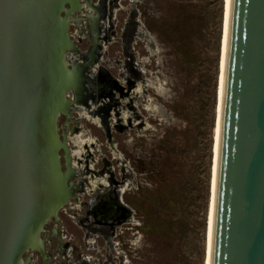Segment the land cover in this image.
Returning <instances> with one entry per match:
<instances>
[{"label":"rangeland","instance_id":"374dc122","mask_svg":"<svg viewBox=\"0 0 264 264\" xmlns=\"http://www.w3.org/2000/svg\"><path fill=\"white\" fill-rule=\"evenodd\" d=\"M113 2L115 13L108 31L101 33L108 43L100 55L105 43L97 41L96 51L92 48V34H98V28L85 10L75 11L67 29L68 68L78 74L74 94L80 90L86 66L96 59L97 72L87 82L95 92V103L105 97L111 100V93L113 99L98 108L99 117L84 113L87 108L79 109L88 122L79 118L69 97L67 116L58 119L60 140L63 134L72 135L75 145H68L67 152L75 149L76 155L83 154L80 162L66 150L59 151L62 171L67 169L66 156L78 166L69 167L66 185L79 198L80 207L67 210L68 215L61 213L59 225L70 233L75 251H86L79 222L90 198L78 190L88 161L94 163L91 174L102 176L106 171L107 178L126 181L124 200L129 206L115 200L118 217L125 216L128 222L113 238L114 248L99 239L100 253L86 251L90 255L84 257L91 264H97L92 256L98 264H208L228 2ZM137 84L138 93L128 95L126 91ZM114 107L118 117L121 111L128 114L132 126H123L120 119L111 121L107 114ZM93 143L95 148L88 152L84 145ZM51 241L48 246L55 247L52 252L57 256L59 242L54 237ZM70 245L64 244V251ZM88 245L97 249L96 243ZM39 255L34 253L31 264H42L36 261ZM69 258L70 264L82 262H75L71 252ZM69 261L64 253V259L48 264Z\"/></svg>","mask_w":264,"mask_h":264},{"label":"water","instance_id":"95a60500","mask_svg":"<svg viewBox=\"0 0 264 264\" xmlns=\"http://www.w3.org/2000/svg\"><path fill=\"white\" fill-rule=\"evenodd\" d=\"M21 2L29 13L39 5L0 0V264H20L72 196L61 169L57 100L76 88V75L59 76L57 98L43 112L45 133L44 82L20 32ZM48 135L52 169L45 172L36 151ZM34 181L43 185L31 191ZM210 264H264V0L231 1Z\"/></svg>","mask_w":264,"mask_h":264},{"label":"flooded vegetation","instance_id":"af4514ba","mask_svg":"<svg viewBox=\"0 0 264 264\" xmlns=\"http://www.w3.org/2000/svg\"><path fill=\"white\" fill-rule=\"evenodd\" d=\"M80 1V0H79ZM113 1H117V0H95V2L93 4H83L81 3V10H77L84 12V10L87 12L86 16L90 19H92L95 22V25L98 28V34H92V48L96 51V47H97V41H101L102 44L103 42L105 44H103V46H101V51L99 52V55L102 53L105 45L108 43L106 36H101L102 32H106L108 31L109 28V18L110 16L112 17V15L115 13V8H114V2ZM109 2V3H108ZM112 5V6H111ZM110 13V14H109ZM107 40V41H106ZM97 64V60L94 59L92 62L89 63L88 66H86V69L84 71V73L82 74V85L80 87V90L78 91V93L75 95L74 94V90H70L68 92V98H71V103L74 104L76 106V113L79 116L80 119L84 118L83 120L86 121H90L87 118L83 117V114H94V116L99 117L98 115H96V112L98 111V108H100L101 106L105 105L107 102H111V100L113 99V94L111 93V100H109L107 97L103 98V99H99L98 103H95V101H97L96 95L94 90L92 89V87L89 85L90 84V80L88 78H90L92 75H94L97 72V67H95V65ZM72 71L75 72L76 75V80L78 82V74L76 72L75 69H73ZM91 75V76H90ZM89 84H88V83ZM77 87V86H76ZM137 88H138V84L137 86L133 89V90H127L126 93L129 95L130 92H134V93H138L137 92ZM73 95H75V97L73 98ZM83 109V108H87L88 111H84L81 112L82 116L80 115V111L79 109ZM112 113L111 110H109L108 112V117H110L111 115V121L113 122L114 119V115H116V117L118 118V120L120 119L121 122L124 123L123 120V116L120 114V117H118V113H117V109L116 107L112 108ZM124 112V111H123ZM85 115V114H84ZM64 116H67V113L64 112L62 113V115H60V118ZM101 118V117H100ZM102 120V118H101ZM92 122V121H91ZM94 123V122H92ZM103 124V123H102ZM93 125H96L97 127H99L100 125L97 123H94ZM123 126H132V124L129 122V118H128V122L127 124L124 123L122 124ZM137 125V124H136ZM82 127H77L76 128V133H74L73 135L79 133L81 131ZM109 130V129H108ZM72 135H67L64 136L63 134V138L61 139L62 142H64L65 146L61 148V150H66L67 154H70L73 159H78L80 162L82 161L81 158L83 156L80 155H76L75 154V149L73 151L69 152V148L68 145L72 146L73 148L75 147L73 141L71 138H69ZM65 137V139H64ZM84 146H86L88 152H91V150H93L94 147V143L91 145L85 144ZM68 151V152H67ZM64 159V157H63ZM65 160L67 161L66 167L67 169L64 170L65 173H67L70 177V166L74 167L75 165H71V159H69L67 156L65 157ZM69 162V163H68ZM78 165H80L79 162H77ZM94 163L90 162L83 166L82 171H83V176L81 178V180L79 181V185H80V189L78 190L79 193L81 194H85V196L89 197L90 200L87 203L88 208L86 210V212L82 215V217H85L84 220H80V228L83 232V241L85 243V250L87 252H94L97 251V253L99 252V239H103L105 240L106 246L108 248H114V237H117V231L119 228H121V226L123 224H126L128 222V219L123 216V218H119L118 217V208L117 205L115 203V200L118 201L119 204L126 206L129 208V206H127V203L124 200V194L126 192V188L125 183L126 181L123 180L120 182H118V180H115L114 178L111 179V177L107 178V173L106 171L102 172V176H96L95 174H91L92 171L94 170ZM75 167H78L77 165ZM72 177V176H71ZM73 178V177H72ZM92 179H98V184L95 186V188L89 190L88 188V184H90V181ZM100 180V182H99ZM123 183V185H122ZM78 193V194H79ZM72 194V193H71ZM76 200V203H73V200ZM79 199V198H78ZM78 199L76 197H72L69 201V203L67 204L66 207H64L58 214L57 218L52 219L47 225H46V229L43 232V243L44 245L46 244L45 248H44V254H42V252L38 251H28L24 254L25 258L28 259V263L31 264L32 263V258L34 257V253L38 252L40 255L37 257L38 261L39 259L41 260L42 264H48L49 262H52L54 260H61L64 259V253L66 255V259H68L69 261V252L72 253V255L74 256V260L75 262H80V260L82 259V262L77 263V264H91V262L89 261V259L85 258L84 255H90L89 253H86V251L80 249L79 251H75V249L73 247H71V241L72 238L70 236V233L67 230L61 229V226L59 225L60 222L62 221L61 218V213L67 214V210H75V211H79L80 207L78 206L79 204H77ZM82 204V203H81ZM76 214V213H75ZM85 215V216H84ZM69 217H71L69 215ZM71 218H75V217H71ZM54 223V226H49L50 224ZM64 226V225H63ZM50 233H52V237L56 238V240L59 242V246L60 248H56V251L60 252L57 253V256L54 255L55 251H54V246H48V243H52L51 239L52 237L50 236ZM68 239L67 242L64 243V240ZM48 242V243H47ZM94 243H96L97 245V249L95 250H90L89 249V245H93ZM64 244L66 246V248H68V246L70 245V249L69 250H65L64 251ZM62 246V247H61ZM110 246V247H109ZM94 247V246H92ZM46 250H48V252H46ZM52 250L54 251V253L52 252ZM75 252V253H74ZM77 256L79 257H76ZM63 255V256H62ZM92 256V255H91ZM95 260H93L95 263L98 264V259L95 258L94 256H92ZM78 258V259H77ZM35 261V262H36ZM68 264H70V261L68 262Z\"/></svg>","mask_w":264,"mask_h":264},{"label":"bare ground","instance_id":"6f19581e","mask_svg":"<svg viewBox=\"0 0 264 264\" xmlns=\"http://www.w3.org/2000/svg\"><path fill=\"white\" fill-rule=\"evenodd\" d=\"M36 1V0H34ZM39 5L36 6V11L34 13H29L24 11L23 4L21 2L20 7V15H19V27L21 35L24 37L25 40H29L30 44L32 45V55L36 62L40 63L36 65L34 68L35 70L40 71V79L44 82V90H45V107L42 111L40 117V125L41 128L48 133L47 128V120L43 117V112L47 108L48 110L51 109L50 103L52 104L56 93V86L57 88L61 86V82L59 83L58 79L59 76L61 77L62 82L64 78L67 79L68 74L72 73V70L66 67L67 64V57L61 55L60 51L62 49H70V41L68 36L66 35V30L71 21V16L75 13L77 9L81 10V3L77 0H69L71 6L69 4H65L68 2L67 0H63L62 4H59V0H50V3L47 5H43L44 0H38ZM231 1L227 0V23H226V40H225V47H224V57H223V75H222V92H221V104H220V115H219V122H218V140H217V154H216V164H215V173H214V198H213V207H212V214H211V231H210V248H209V257H208V264H210L211 260V246H212V231H213V217H214V202H215V188H216V177H217V166H218V152H219V138H220V122H221V112H222V102H223V89H224V78H225V64H226V54H227V43H228V32H229V23H230V14H231ZM109 3V2H108ZM41 6V7H40ZM112 6V5H111ZM63 10L62 15L60 16V10ZM58 10V11H57ZM66 14V15H65ZM110 14V13H109ZM55 68L57 70L55 71ZM54 71L56 73H54ZM68 92L66 94H62L61 98L57 100V106L60 107L61 113L67 111V99H68ZM57 98V97H56ZM34 101L29 102V106L34 105ZM42 109V108H41ZM122 114V113H121ZM124 123L127 124L128 121V114L123 112L122 114ZM60 118V117H59ZM93 120L92 118H90ZM118 121L116 115H114V120ZM94 122V120H93ZM60 147H64V142L60 141ZM37 148V155L40 157V165L45 170L52 169V162L50 158L51 148L53 146V141L48 135L47 142L43 141L42 143L38 144ZM45 167V168H44ZM46 172V171H45ZM64 172V171H63ZM67 174V173H66ZM68 175V174H67ZM69 178V175L67 176ZM100 182V180H99ZM98 184V179H92L90 184H88L89 190L95 188ZM43 185L41 182H33L31 186V191L38 190L40 186ZM72 196L68 197L66 200V204L58 211V213L48 220V222L42 226L40 232L37 236V240L35 242V246L32 251H41L43 250L45 245L42 240V234L46 229V225L54 218L58 217L59 212L67 206ZM51 199V197H49ZM48 198L45 199V202ZM31 251V250H30ZM28 259L25 256H22L20 260V264H28Z\"/></svg>","mask_w":264,"mask_h":264}]
</instances>
